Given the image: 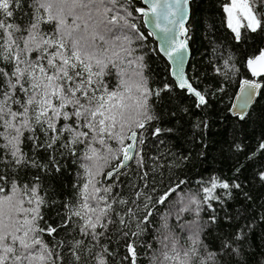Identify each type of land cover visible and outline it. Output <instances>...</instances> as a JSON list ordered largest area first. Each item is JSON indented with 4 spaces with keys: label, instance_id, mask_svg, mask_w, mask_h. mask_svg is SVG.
I'll return each instance as SVG.
<instances>
[{
    "label": "snow or ice",
    "instance_id": "snow-or-ice-1",
    "mask_svg": "<svg viewBox=\"0 0 264 264\" xmlns=\"http://www.w3.org/2000/svg\"><path fill=\"white\" fill-rule=\"evenodd\" d=\"M190 2L164 0L162 4L161 0H144L149 7L136 8L135 12L151 17L149 22L165 34L167 46L161 51L175 65L169 74L175 78L176 88L194 98L192 107L197 111L192 113L190 127L198 129L203 140L209 122L201 114L208 112L210 100L184 71L192 39L188 24ZM129 3L130 0H0V163L11 173L9 176L0 172V264H108L111 253L101 238L106 234L110 237V225L125 239L123 260L128 264H137L138 255L146 254L137 252L135 238L145 230L141 225H154L150 239L158 245L147 264H226L225 257L232 258V264H246L235 257L244 255L251 225L220 237L209 251L199 238L203 225L193 222L186 225L192 240L182 254L177 250L179 241L169 225V216L157 217L152 209L164 205L179 184L155 200L145 194L144 213L134 225L129 223L133 219L129 215L131 208L114 207L134 201L119 192L112 195L115 183L97 186L99 161L105 159L104 153H119L116 159L125 162L135 160L144 187L148 186L143 146L148 126L157 119L152 114V102L173 91V85L166 81L157 88L149 86L144 56L137 53L135 46L136 41L146 37L132 22L133 12L125 6ZM260 7H264V0H230L224 4L226 26L236 43L244 39L242 28L250 33L264 32V13L257 11ZM161 19L167 24L162 26ZM174 29H179L183 39L175 38ZM230 61L231 57L225 59L213 71L227 77L230 71H237ZM244 66L254 78L241 82L239 99L246 108L257 90L264 88V49L246 58ZM113 70L117 83L110 87L107 78ZM219 90L223 91V87ZM188 113L189 109L183 108L170 115L183 120ZM238 116L243 120L245 113ZM162 131L155 127L150 135L158 137ZM110 141H115L118 148L113 149ZM77 146H84L82 156L77 155ZM234 146L241 149L239 143ZM201 147L206 145L201 143ZM260 148L264 149V143ZM68 156L74 157L73 162L83 170L77 173L81 177L79 186L74 185L76 202L72 206L62 203L55 209V226L47 221L41 225V209L49 202L41 192L39 173L60 172L61 161ZM124 166L118 165L105 178H118V169ZM32 169L37 170V175L28 179ZM259 176L264 180V171ZM216 188L229 190L231 195L232 189L242 186L235 181L229 184L213 180L202 189L205 202L218 199L212 195ZM244 195L247 197V193ZM134 196L139 198L141 192L136 190ZM74 217L80 238L72 236L55 244L45 240V236L54 237L70 229ZM210 219L214 221L215 217ZM152 247L150 243L143 245L144 249ZM62 248L66 257L61 255Z\"/></svg>",
    "mask_w": 264,
    "mask_h": 264
},
{
    "label": "trees",
    "instance_id": "trees-1",
    "mask_svg": "<svg viewBox=\"0 0 264 264\" xmlns=\"http://www.w3.org/2000/svg\"><path fill=\"white\" fill-rule=\"evenodd\" d=\"M226 3H229V0L191 2L192 14L189 24L192 57L188 75L192 78L194 86L202 89L209 97L211 104L208 112L201 114L206 115L209 122V129L203 140L198 135L199 130L190 127L194 119L192 113L197 111L192 107L194 98L175 87V81L169 74L168 61L159 52L157 43L146 29L140 14L135 12L142 3L130 0V3L125 5L133 12L132 22L146 37L144 40L136 41L135 46L137 53L144 56V63L147 66L145 75L149 78V86L157 88L166 81L173 85V91L170 96L165 93L163 99L154 98L152 102V114L157 119L148 126L145 132L146 143L143 146V171L148 172V186L144 187L145 181L141 180V169L135 160L119 171L121 175L118 178L115 175L111 180L105 178L106 174L116 168L121 161L122 158L116 159L119 153H104L105 159L99 161L101 175L96 178L99 182L97 186L103 188L115 183L117 187L112 188V195L119 192L125 199L134 201L128 205H114L119 209L131 208L132 213L129 215H133V219L129 223L134 225L136 219L144 213L142 201L146 198L145 194L155 200L169 188L179 184L164 205H155L152 210L154 215L159 217L161 214L167 215L172 208H181L180 214L177 215L179 220L171 219L172 231L179 241L176 247L181 254L193 238L187 234L186 227L193 222L203 225L199 238L209 251L213 250L220 237L229 233L234 234L242 226L251 225L248 229L247 243L244 245V255L235 259L245 261L246 264H264V180L259 176V173L264 171V149L260 148L261 143H264V88H261L259 97L243 120L230 113L240 81L252 78L244 66L245 61L260 49H264V32L250 33L242 28L244 39L236 43L226 26L227 14L223 11ZM257 11L264 13V7L258 8ZM229 57L230 63L237 71H230L227 77L213 71L214 68H220L223 61ZM107 79L110 87L115 86L117 83L115 70ZM221 87L223 91L219 90ZM183 108L189 109L183 120L170 115L171 112H179ZM155 127L163 130L158 137L150 135ZM169 128L173 131L168 132ZM201 143L206 147H201ZM236 143L241 145L240 150L235 148ZM110 144L113 149L118 148L115 141H110ZM76 151L78 156H82L84 146H77ZM185 156L187 159H184ZM74 159L68 156L62 160L60 172L39 173L41 192L49 202L41 209L44 217L41 225L47 221L55 226L58 219L55 209L62 203L72 206L76 202L74 185L79 186L81 177L77 173H82L83 170L73 162ZM237 168L240 169L239 172L236 171ZM0 172L11 176L4 163H0ZM29 173L28 179H32L37 175V170H29ZM21 175L24 173L21 172ZM213 180L227 181L229 184L235 181L241 184L242 188L232 189L231 195L228 194L229 190L216 188L212 195L218 199L205 202L202 189L210 186ZM136 190L141 192L139 198L134 196ZM245 193L250 199L244 195ZM187 195L199 203L191 202L189 206H184L180 201L177 204L180 196ZM62 214L66 215V210H62ZM212 216L215 217L214 221L210 219ZM76 220L74 217L70 229L59 231V235L54 234V237L45 236V240L55 244L58 240L77 236ZM141 227L145 230L135 238L137 252L146 254L138 255L137 264L142 262L147 264L148 257L153 255L158 245L154 239H150L154 235V225ZM108 231L111 233L110 237L106 234L101 238L111 253L108 264H128V261L123 260L126 254L125 239L111 225ZM146 243L152 244V249H144L143 245ZM91 246L89 244V247ZM96 251L99 253L100 249L97 247ZM60 252L62 256H67L63 248ZM225 261L226 264H232V258L225 257Z\"/></svg>",
    "mask_w": 264,
    "mask_h": 264
},
{
    "label": "water",
    "instance_id": "water-1",
    "mask_svg": "<svg viewBox=\"0 0 264 264\" xmlns=\"http://www.w3.org/2000/svg\"><path fill=\"white\" fill-rule=\"evenodd\" d=\"M136 1H140L142 3L141 7H144V8H148L149 7L148 4L144 3V0H136ZM192 1L193 0H191V2ZM163 2H164V0H161L162 4H163ZM191 2H190V9H191ZM191 14H192V10H191ZM142 19H143V22H144V25H145L146 29L150 32V34L153 36L154 40L156 41L159 52L168 61L169 65H170V69L174 68L175 65H174L173 61L169 59V57L165 54V52L161 51V48L167 46L165 44L164 39H163L165 34L160 32V30L158 28H156L153 23L149 22L151 20V17H148V18L142 17ZM190 20H191V17H190ZM190 20L188 21V24H189ZM166 24H167V21L164 20V19H161V25L164 26ZM174 32H175V38L177 40L183 39V36L180 35L179 29H174ZM189 49H190V54L186 57L185 64H184V71H185L186 75H188L189 62H190L191 57H192V48H191V45H190V41H189ZM172 78L175 81V78L174 77H172ZM245 79H248V78H245ZM251 79H254V78L252 77ZM242 80L240 81V85H239V87H238V89H237V91H236V93L234 95V98H233V101H232V104H231V108H230L231 109L230 113L232 115H234V116H238V113H240V112H244L245 116H246L248 114V112L250 111L251 107L254 105V103L257 100V98L259 97V94H260V91H261V89L257 90V94L252 97V99L249 101L247 107L245 108L243 106V104H242V101L239 99V97L241 96L240 88H241ZM132 161L133 160L125 162V161H123L121 159V161L119 162L118 165L124 164L125 166L119 168L118 170L121 171L122 169L126 168ZM114 169H117V167L114 168ZM114 169H112L110 171H113ZM107 180H111V179H107Z\"/></svg>",
    "mask_w": 264,
    "mask_h": 264
},
{
    "label": "rangeland",
    "instance_id": "rangeland-1",
    "mask_svg": "<svg viewBox=\"0 0 264 264\" xmlns=\"http://www.w3.org/2000/svg\"><path fill=\"white\" fill-rule=\"evenodd\" d=\"M229 2H230V0H229ZM242 23H243V21H242ZM181 197V196H180ZM179 197V199H178V201H177V204H179L180 203V201L181 202H183L184 203V206H189V203H191L193 200H192V197L190 196V195H187V196H185V197H181L180 198ZM180 211H181V208H172L168 213H167V215L169 216V225L170 226H172L171 225V219H174V220H179L178 218H177V215H179L180 214ZM174 233V232H173ZM182 234H184V231H182L181 232ZM187 234H189V235H192V233H191V231L188 229V231H187ZM191 237V236H190Z\"/></svg>",
    "mask_w": 264,
    "mask_h": 264
}]
</instances>
